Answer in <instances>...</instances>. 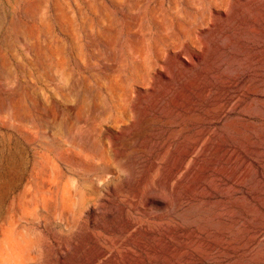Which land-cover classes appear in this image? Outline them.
I'll use <instances>...</instances> for the list:
<instances>
[{
  "label": "rangeland",
  "instance_id": "rangeland-1",
  "mask_svg": "<svg viewBox=\"0 0 264 264\" xmlns=\"http://www.w3.org/2000/svg\"><path fill=\"white\" fill-rule=\"evenodd\" d=\"M0 264H264V0H0Z\"/></svg>",
  "mask_w": 264,
  "mask_h": 264
},
{
  "label": "bare ground",
  "instance_id": "bare-ground-1",
  "mask_svg": "<svg viewBox=\"0 0 264 264\" xmlns=\"http://www.w3.org/2000/svg\"><path fill=\"white\" fill-rule=\"evenodd\" d=\"M195 56L198 57V55H196V54H195ZM192 59H193V58H192ZM217 74H218V73H217ZM219 74H221V73H219ZM224 76H226V75H224ZM226 77H227V76H226ZM223 78H224V77H223ZM226 80H228V79L226 78ZM234 80H235V79H234ZM219 81H220V80H219ZM236 81H237V80H236ZM232 83L234 84V82H232ZM227 84H228V82H227ZM247 85H248V84H247ZM245 87L247 88V86H245ZM227 88H228V87H227ZM257 88H258V86H257ZM257 88H256V89H257ZM249 89H251V88L249 87ZM249 89H248V90H249ZM252 89H253V88H252ZM252 89H251V90H252ZM216 91H217V89H216ZM229 91H230V90H229ZM240 91H241V90H240ZM246 91H247V90H246ZM241 92H242V91H241ZM243 93H244V92H243ZM247 94H248V93H247ZM236 95H237V94H236ZM239 95H240V94H239ZM239 95H238V96H239ZM241 96H244V95H241ZM237 98H238V97H237ZM243 98H244V97H243ZM228 99H229V98H228ZM239 99H240V98H239ZM258 99H259V98H258ZM223 100H224V99H223ZM236 100H237V99H236ZM259 100H260V99H259ZM217 101H218V100H217ZM224 101H225V100H224ZM239 101H240V100H239ZM222 102H223V101H221V103H222ZM227 102H228V101H227ZM236 102H237V101H236ZM215 103H216V102H214V104H215ZM218 103H219V102H218ZM218 103H217V104H218ZM230 103H231V102H230ZM227 104H228V103H227ZM237 104H238V103H237ZM126 105H127V103H126ZM215 105H216V104H215ZM224 105H225V104H224ZM235 105H236V104H235ZM123 106H124V104H123ZM189 106H190V105H189ZM229 106H230V105H229ZM233 106H234V105H233ZM126 107H129V105H127ZM190 107H191V106H190ZM223 107H224V106H223ZM124 108H125V107H124ZM126 109H127V108H126ZM216 109H218V108H216ZM222 109H223V108H222ZM224 110H225V109H224ZM216 112H217V111H216ZM224 112H225V111H224ZM122 114H123V113H122ZM215 117H216V116H215ZM239 118H240V117H239ZM124 119H125V118H124ZM168 119H169V118H168ZM170 119H171V118H170ZM170 119H169V120H170ZM206 120H207V118H206ZM170 121H171V120H170ZM233 121H234V120H233ZM241 121H243V120H241ZM116 123H117V122H116ZM171 123H172V122H171ZM196 123H197V122H196ZM227 123H228V122H227ZM117 124H119V123H117ZM198 124H200V123H198ZM229 124H230V122H229ZM230 125H231V124H230ZM199 126H200V125H199ZM236 127H237V126H236ZM198 129H200V128H198ZM213 129H214V128H213ZM236 129H237V128H236ZM223 130H224V129H223ZM199 131H200V130L196 131V133L199 132ZM212 131H213V130H212ZM239 131H240V130H239ZM203 132H204V131H203ZM208 132H209V131H208ZM213 132H214V131H213ZM213 132H211V133H213ZM201 133H202V132H201ZM205 133H207V132H205ZM218 133H219V132H218ZM223 133H224V132H223ZM223 133H222V134H223ZM215 134H216V133H215ZM215 134H214V135H215ZM227 134H228V133H227ZM225 136H226V135H225ZM200 137H201V136H200ZM202 137H203V135H202ZM221 137H222V136H221ZM194 139H195V138H194ZM199 139H201V138H199ZM209 140H210V138H209ZM211 140H212V139H211ZM211 140H210V141H211ZM193 141H195V140H193ZM204 141H205V140H204ZM207 141H208V140H207ZM218 141H219V140H218ZM186 142H187V141H186ZM215 142H216V141H215ZM206 143H208V142H206ZM212 143H213V141H212ZM195 144L197 145V143H195ZM214 144H215V143H214ZM188 145H189V144H188ZM196 145H195V147H196ZM198 145H199V144H198ZM198 145H197V146H198ZM185 146L187 147L186 144H185ZM205 146H206V144H205ZM209 146H210V145H209ZM193 147H194V146H193ZM195 147H194V148H195ZM213 147H214V146H213ZM190 148H191V147H190ZM211 148H212V147H211ZM186 149H188V148H185V150H186ZM191 149H193V148H191ZM179 150H180V149H179ZM183 150H184V149H183ZM183 150H182V151H183ZM188 150H189V149H188ZM208 150H209V149H208ZM173 151H174V150H173ZM182 151H181V152H182ZM210 151H211V150H210ZM175 152H176V151H175ZM175 152H174V153H175ZM183 152H184V151H183ZM212 152H213V151H212ZM176 153H177V152H176ZM179 153H180V152H179ZM190 153H191V152H190ZM172 154H173V152H172ZM174 155H175V154H174ZM174 155H173V156H174ZM179 155H180V154H179ZM184 155H185V154H184ZM192 155H193V152H192ZM181 156H183V153H182ZM170 157H171V156H170ZM184 157H185V156H184ZM187 157H188V156H187ZM193 157H194V156H193ZM160 158H161V157H160ZM172 158H173V157H172ZM175 158H176V157H175ZM178 158L181 159V157H178ZM191 158H192V157H191ZM179 159H178V161L180 162ZM187 159H188V158H187ZM189 159H190V158H189ZM175 160H176V159H175ZM193 160H194V158H193ZM170 161H172V160H170ZM176 161H177V160H176ZM183 161H184V160H183ZM186 161H187V160H186ZM190 161H192V159H191ZM158 162L160 163V161H158ZM174 162H175V161H174ZM155 163H157V162H155ZM185 163H186V162H185ZM185 163H180V164L182 165V164H185ZM189 163H190V162H189ZM172 164H174V163H172ZM172 164H171V165H172ZM175 164H177V162H176ZM175 164H174V165H175ZM191 164H192V163H191ZM154 165H155V164H154ZM161 165H163V164H161ZM188 165H189V164H188ZM192 165H193V164H192ZM199 165H200V164H199ZM221 165H222V164H221ZM151 166H153V165H151ZM175 166H177V165H175ZM183 166H184V165H183ZM239 166H240V164H239ZM154 167H155V166H154ZM154 167H151V168H154ZM163 167H164V166H163ZM172 167H173V165H172ZM179 167H180V166H179ZM179 167H178V168H179ZM189 167H190V165H189ZM216 167H218V166H216ZM216 167H215V168H216ZM224 167H225V166H224ZM226 167H227V166H226ZM237 167H238V165H237ZM161 168H162V167H161ZM167 168H168V167H167ZM169 168H170V166H169ZM180 168H181V167H180ZM184 168H186V166H185ZM188 169H189V168H188ZM188 169H185V170H188ZM216 169H217V168H216ZM152 170H153V169H152ZM154 170H156V169H154ZM165 170H166V169H165ZM179 170H180V169H179ZM181 170H183V169H181ZM189 170H190V169H189ZM196 170H197V168H196ZM213 170H214V169H213ZM218 170H219V169H218ZM224 170H225V169H224ZM161 171H162V170H161ZM163 171H164V170H163ZM193 171H194V170H193ZM204 171H205V169H204ZM204 171H203V173H204ZM146 172H147V170H146ZM149 172L151 173V169H150ZM149 172H148L147 174H149ZM167 172H168V171H167ZM189 172H190V171H189ZM201 172H202V171H201ZM221 172H224V171H221ZM240 172H241V169H240ZM172 173H173V172H172ZM175 173L177 174L178 171L175 172ZM179 173H180V171H179ZM183 173H185V171H184ZM209 173H210V172H209ZM145 174H146V173H145ZM161 174L165 175L164 172H163V173L161 172ZM161 174H160V176H161ZM167 174H168V173H167ZM173 174H174V173H173ZM181 174H182V173H181ZM181 174H180V176H181ZM192 174H193V173H192ZM226 174H227V173H226ZM163 175H162V176H163ZM174 175H175V174H174ZM183 175H184V174H183ZM187 175H188V174H187ZM110 176H111V175H110ZM144 176H146V175H144ZM151 176H152V175H151ZM170 176H172V175H170ZM175 176H176V175H175ZM178 176H179V174H178ZM178 176H177V177H178ZM180 176H179L178 179L181 178ZM185 176H186V174H185ZM212 176H214V175H212ZM156 177H157V176H156ZM189 177H190V176H189ZM189 177H188V178H189ZM106 178H107V177H106ZM111 178H112V177H111ZM146 178H147V176H146ZM151 178H152V177H151ZM157 178H158V177H157ZM161 178H162V177H161ZM154 179H155V178H154ZM158 179H159V178H158ZM164 179H165V178H164ZM168 179H169V177H168ZM181 179H182V178H181ZM183 179H184V178H183ZM107 180H108V179H107ZM143 180H144V179H143ZM145 180H146V179H145ZM145 180H144V181H145ZM162 180H163V179H162ZM162 180H161V182H162ZM171 180H173V177H171ZM95 181H96V180H95ZM95 181H94V182H95ZM141 181H142V180H141ZM144 181H142V182H144ZM151 181H152V180H151ZM177 181H178V180H177ZM181 181H182V180H181ZM103 182H104V180H103ZM145 182H146V181H145ZM147 182H148V180H147ZM164 182H165V181H164ZM171 182H172V181H170V182L168 181L169 184H170ZM185 182H188V181H185ZM104 183H105V182H104ZM150 183H151V182H150ZM154 183H156V182H154ZM159 183H160V182H159ZM177 183H178V182H177ZM97 184H99V183L97 182ZM101 184H102V183H101ZM148 184H149V183H148ZM152 184H153V183H152ZM156 184H157V183H156ZM163 184H164V183H163ZM113 185H114V184H113ZM142 185H145V184H142ZM149 185H150V184H149ZM149 185H148V186H149ZM153 185H154V184H153ZM157 185H158V184H157ZM157 185H156V186H157ZM167 185H168V184H167ZM171 185H172V184H171ZM171 185H170V187H171ZM99 186H100V185L95 186V190H98V191H99ZM150 186H151V185H150ZM150 186H149V187H150ZM176 186H177V185H176ZM204 186H206V185H204ZM140 187H141V186H140ZM142 187H143V186H142ZM157 187H158V186H157ZM168 187H169V185H168ZM173 187H174V186H173ZM173 187H171V189H172ZM211 187H212V186H211ZM138 188H139V187H138ZM144 188H145V187H144ZM160 188H161V187H160ZM190 188H193V187H190ZM145 189H146V188H145ZM147 189H148V188H147ZM91 190H92V189H91ZM100 190H101V189H100ZM108 190H111V189H108ZM142 190H143V188H142ZM172 190H173V189H172ZM194 190H195V189H194ZM199 190H200V188H199ZM137 191H138V190H137ZM175 191H177V189H176ZM138 192H139V191H138ZM140 192L142 193V191H140ZM144 192H145V191H144ZM147 192H148V190H147ZM195 192H196V191H195ZM200 192L202 193V191H200ZM198 193H199V192H198ZM206 193H207V192H206ZM206 193H205V194H206ZM139 194H140V193H139ZM139 194H138V195H139ZM175 194H176V193H175ZM117 195H118V194H117ZM135 195H137V194H135ZM138 195H137V197H139ZM140 195H141V194H140ZM149 195H151V194L149 193ZM178 195H179V194H178ZM142 196H143V195H142ZM179 196L181 197V195H179ZM87 197H88V196H87ZM154 197H155V196H154ZM195 197H196V196H195ZM156 198H157V196H156ZM181 199H182V198H181ZM85 200H86V199H85ZM137 200H138V199H137ZM147 200H148V198H147ZM96 201H97V200H96ZM174 201H175V200H174ZM177 201H178V200H177ZM183 201H184V200H183ZM87 202H89V201H87ZM97 202H98V201H97ZM136 202H137V201H136ZM184 202H185V201H184ZM83 203H84V202H83ZM94 203H95V202H94ZM143 203H144V202H143ZM85 204H86V203H85ZM87 204H88V203H87ZM90 204H91V203H90ZM130 204H131V203H130ZM138 204H139V203H138ZM140 204H141V203H140ZM136 205H137V203H136ZM136 205H135V206H136ZM142 205H143V204H142ZM145 205H146V204H145ZM174 205H176V204H174ZM95 206H96V204H95ZM132 206H133V205H132ZM137 206H138V205H137ZM179 206H180V205H179ZM122 207H123V204H122ZM118 208H119V207H118ZM171 208H172V207H171ZM136 209H139V208H136ZM114 210H115V209H114ZM143 210H144V209H143ZM152 220H153V219H152ZM154 220H155V219H154ZM162 220H163V219H162ZM120 221H122V220H120ZM155 221H156V220H155ZM158 222H159V221H158ZM96 225H97V224H96ZM138 226H139V225H138ZM132 227H134V226H131V228H132ZM135 227L137 228V225H136ZM129 228H130V227H129ZM172 228H173V227H172ZM137 229H139V228H137ZM179 229H180V228H179ZM134 230H135V229H134ZM168 230H169V229H168ZM171 230H172V229H171ZM173 230H174V229H173ZM99 232H100V231H99ZM179 232H181V231H179ZM132 233H133V232H132ZM166 234H167V232H166ZM175 234H176L175 236H177L178 233H175ZM157 235H158V233H157ZM151 236H152V235H151ZM175 236H174V237H175ZM164 237H165V236H164ZM176 239H177V238H176ZM100 252H101V251H100ZM100 252H99V253H100ZM104 253H106V252H104ZM114 253H115V252H114ZM100 254H101V253H100ZM103 255H104V254H103ZM113 257H114V256H113Z\"/></svg>",
  "mask_w": 264,
  "mask_h": 264
}]
</instances>
